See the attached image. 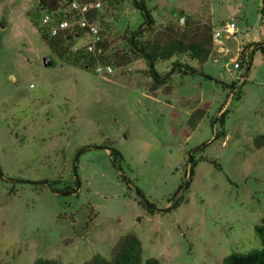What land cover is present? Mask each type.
I'll use <instances>...</instances> for the list:
<instances>
[{
  "label": "rangeland",
  "instance_id": "1",
  "mask_svg": "<svg viewBox=\"0 0 264 264\" xmlns=\"http://www.w3.org/2000/svg\"><path fill=\"white\" fill-rule=\"evenodd\" d=\"M97 1L107 52L125 50L142 22L139 10L132 0ZM147 5L155 29L184 24L182 11L212 25L233 20L242 46L264 40L262 0ZM27 11L39 20L43 13L37 0H0V264L110 258L126 233L140 241L139 264H221L232 252L261 248L254 231L264 215V146L254 141L264 133L261 50L251 51L235 75L188 55L159 61L162 74L173 61L201 70L173 73L151 90L142 58L112 64L106 77L63 62ZM86 40L76 39L73 48ZM237 89L240 97L232 99ZM201 108L191 127L192 112ZM197 146L189 177V151ZM105 147L123 159L113 162ZM176 200L179 206L166 210Z\"/></svg>",
  "mask_w": 264,
  "mask_h": 264
},
{
  "label": "trees",
  "instance_id": "2",
  "mask_svg": "<svg viewBox=\"0 0 264 264\" xmlns=\"http://www.w3.org/2000/svg\"><path fill=\"white\" fill-rule=\"evenodd\" d=\"M58 0H37L38 9L52 13L57 8ZM132 3L136 9L139 10L142 16V22L129 32L126 39V48L123 51L116 53H108L106 49V43L103 38L102 47L103 53L96 55L86 50L84 46L73 48L76 39L81 38L84 35V30L78 29L76 32L62 31L56 35H49L45 28L39 25V19L36 14L31 11H27L29 16H33V25L38 29L42 39L48 45L50 51L59 57L63 62L76 66L79 68L92 69L94 73V65L97 62H106L113 64L115 67H121L122 65H129L133 61L142 58L145 63V71L151 79V90L157 89L159 86L164 85L169 80L170 75L177 73L179 75L184 74H196L201 70V67L192 66L190 64H183L178 61L172 62V67L165 73L157 71L155 65L159 61L169 60L175 56L188 55L199 66L203 62L207 61L209 54L212 51L211 42V27L210 20L206 19L204 22L199 19H194L188 14H184L182 11L180 16H184V24H164L160 28L155 29V21L150 13V8L147 5V0H132ZM262 16V26L264 28V0H262V7L260 8ZM100 14L98 10L93 12V15ZM100 18V16H99ZM98 18V19H99ZM149 32V33H148ZM148 33V35H146ZM243 48H245L243 46ZM260 49L264 55V40L262 43L254 44L253 50ZM250 57H248L249 61ZM245 62L243 56L239 58V63ZM95 74V73H94ZM96 75V74H95ZM230 88H234V82H231ZM240 90H236L232 94L231 98H239ZM227 109L221 111L217 120L223 124ZM204 114V110L196 109L190 116V126L193 127L196 124L197 117H201ZM199 117V118H200ZM221 136L226 135L225 131L219 132ZM215 138H217V135ZM255 145L257 148L264 146V133L255 137ZM108 148V147H105ZM109 156L112 161L122 160V155L116 148H108ZM189 165V177L193 173L195 167V161L190 159L187 163ZM138 201L145 205L143 201L136 195ZM180 201L176 200L166 208L169 210L179 206ZM148 211H153L150 205ZM254 231L261 241V248L254 249L245 253L232 252L226 255L221 264H264V215L260 217L259 222L254 225ZM141 259V244L138 237L133 233H126L122 235L116 242L113 253L110 258H106L101 254H94L90 259L84 261L82 264H139ZM148 264H160L156 259H148ZM33 264H62L58 260L46 259L38 257Z\"/></svg>",
  "mask_w": 264,
  "mask_h": 264
},
{
  "label": "built area",
  "instance_id": "3",
  "mask_svg": "<svg viewBox=\"0 0 264 264\" xmlns=\"http://www.w3.org/2000/svg\"><path fill=\"white\" fill-rule=\"evenodd\" d=\"M99 8L100 2L97 0H58L57 8L52 13L43 11L39 25L44 27L49 35H56L62 31L76 32L82 28L84 30L82 37L87 38L82 46L89 52L101 55L103 36L97 23L100 14L93 15ZM183 19L181 17L180 21ZM238 33L239 28L233 20H225L211 27L212 51L207 60L214 64H222L231 75H235L240 68V56L248 61L249 53L254 47L253 44H248L243 48L237 40ZM230 41H235L236 45L231 46ZM93 70L96 75L106 77L113 72V67L109 63L99 61ZM238 75L237 78H240L241 74Z\"/></svg>",
  "mask_w": 264,
  "mask_h": 264
},
{
  "label": "water",
  "instance_id": "4",
  "mask_svg": "<svg viewBox=\"0 0 264 264\" xmlns=\"http://www.w3.org/2000/svg\"><path fill=\"white\" fill-rule=\"evenodd\" d=\"M4 25V24H3ZM43 63L45 64V65H48V64H50L51 62L49 61V58L47 57V56H45L44 58H43ZM199 147L197 146V147H194L193 149H191L190 151H189V161H190V159H191V154H192V152L194 151V150H196V149H198ZM0 175H1V173H0ZM136 194L139 196V198L145 203V204H147L148 206H150V204L147 202V200L145 199V197H144V195L139 191V190H136Z\"/></svg>",
  "mask_w": 264,
  "mask_h": 264
},
{
  "label": "crops",
  "instance_id": "5",
  "mask_svg": "<svg viewBox=\"0 0 264 264\" xmlns=\"http://www.w3.org/2000/svg\"><path fill=\"white\" fill-rule=\"evenodd\" d=\"M220 21H221V20H220ZM220 21H219V22H220ZM222 21H223V20H222ZM222 21H221V22H222ZM262 32H264V28H263V26H262ZM253 45H254V44H253Z\"/></svg>",
  "mask_w": 264,
  "mask_h": 264
},
{
  "label": "flooded vegetation",
  "instance_id": "6",
  "mask_svg": "<svg viewBox=\"0 0 264 264\" xmlns=\"http://www.w3.org/2000/svg\"><path fill=\"white\" fill-rule=\"evenodd\" d=\"M144 203V202H143Z\"/></svg>",
  "mask_w": 264,
  "mask_h": 264
}]
</instances>
